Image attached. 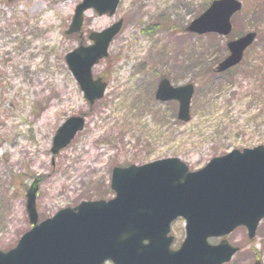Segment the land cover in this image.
<instances>
[{
    "label": "rangeland",
    "instance_id": "obj_1",
    "mask_svg": "<svg viewBox=\"0 0 264 264\" xmlns=\"http://www.w3.org/2000/svg\"><path fill=\"white\" fill-rule=\"evenodd\" d=\"M81 1L0 0L3 251L31 228L26 193L34 182L43 220L84 200L114 197L110 184L116 166L178 157L198 170L230 150L264 145V0H240L227 36L185 30L203 0H120L114 14L85 10L81 30L67 33ZM119 20L123 24L108 55L92 68L93 78L107 86L91 104L66 56L93 44V32ZM253 30L256 39L242 62L215 72L229 53L227 42ZM162 76L173 86L194 84L189 121L178 118L177 101L155 98ZM71 116H83L84 128L55 154L54 136ZM170 234L171 248L177 249L186 234L182 218L173 222ZM227 239L240 250L225 264H264V218L253 239L244 226Z\"/></svg>",
    "mask_w": 264,
    "mask_h": 264
},
{
    "label": "water",
    "instance_id": "obj_2",
    "mask_svg": "<svg viewBox=\"0 0 264 264\" xmlns=\"http://www.w3.org/2000/svg\"><path fill=\"white\" fill-rule=\"evenodd\" d=\"M120 0H82L75 9L67 33L81 30L85 10L114 14ZM240 0H212L186 27L197 34L232 31V16ZM119 20L101 32H93V44L81 45L66 56L70 70L91 104L105 92L106 82L94 79L92 67L108 55ZM256 31L229 40V54L216 66L224 72L236 66L253 44ZM194 85L173 86L163 77L157 100H177L178 118L189 121ZM83 116L69 117L58 129L53 153L67 146L84 128ZM111 189L115 196L84 200L39 221L37 184L27 190V212L32 227L7 251L0 250V264H224L239 251L226 236L239 226L248 237L256 236L264 218V145L233 149L213 157L204 167L190 170L178 157L157 159L142 165L113 168ZM185 221L186 235L172 249V223ZM210 238H222L211 243ZM254 264H261L256 261Z\"/></svg>",
    "mask_w": 264,
    "mask_h": 264
},
{
    "label": "bare ground",
    "instance_id": "obj_3",
    "mask_svg": "<svg viewBox=\"0 0 264 264\" xmlns=\"http://www.w3.org/2000/svg\"><path fill=\"white\" fill-rule=\"evenodd\" d=\"M57 2H58V1H56V3H57ZM38 6H39V2L36 1V2L34 3V5L32 6V8L30 9V11L35 12V9H37ZM55 6L57 7V5H55ZM42 89H43V87H40V88H39V92H41Z\"/></svg>",
    "mask_w": 264,
    "mask_h": 264
},
{
    "label": "trees",
    "instance_id": "obj_4",
    "mask_svg": "<svg viewBox=\"0 0 264 264\" xmlns=\"http://www.w3.org/2000/svg\"><path fill=\"white\" fill-rule=\"evenodd\" d=\"M208 4H209V2H208V0L206 1V0H203V2H202V5H201V10H200V13L203 11V10H205V8L208 6Z\"/></svg>",
    "mask_w": 264,
    "mask_h": 264
},
{
    "label": "flooded vegetation",
    "instance_id": "obj_5",
    "mask_svg": "<svg viewBox=\"0 0 264 264\" xmlns=\"http://www.w3.org/2000/svg\"><path fill=\"white\" fill-rule=\"evenodd\" d=\"M163 77V76H162Z\"/></svg>",
    "mask_w": 264,
    "mask_h": 264
}]
</instances>
